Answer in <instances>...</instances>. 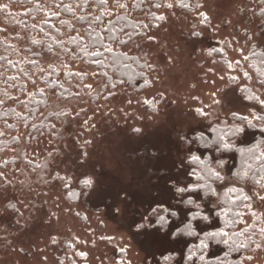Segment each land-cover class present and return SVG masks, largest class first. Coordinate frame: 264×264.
<instances>
[{
  "label": "rangeland",
  "instance_id": "rangeland-1",
  "mask_svg": "<svg viewBox=\"0 0 264 264\" xmlns=\"http://www.w3.org/2000/svg\"><path fill=\"white\" fill-rule=\"evenodd\" d=\"M137 1L0 0V39L32 64L20 79L24 89L13 90L5 106L31 118L24 106L42 95L46 105L32 125L54 115L31 135L22 123L0 120L1 140H14L0 153V264H179L171 256L185 243L173 230L190 211L214 207L220 191L236 185L226 163L214 197L176 192L193 185L186 161L194 151L201 155L196 133L241 119L247 129L253 114L260 117L255 127L263 122L264 108L241 90L264 101V77H255L249 60L252 50L264 52V0H188L187 11L178 9L180 0H162L156 28L109 47L145 62L147 87L113 89L69 50L67 39H86L77 20L83 15L102 14L103 23L123 14L148 22L153 0H141L138 13ZM43 23L62 48L31 44L45 38ZM66 80L77 84L67 99L48 87ZM243 189L248 203L237 229L253 243L241 264H264V189ZM170 210L178 218L165 232L155 228Z\"/></svg>",
  "mask_w": 264,
  "mask_h": 264
},
{
  "label": "trees",
  "instance_id": "trees-1",
  "mask_svg": "<svg viewBox=\"0 0 264 264\" xmlns=\"http://www.w3.org/2000/svg\"><path fill=\"white\" fill-rule=\"evenodd\" d=\"M7 1L12 5H26L30 2V0ZM161 2L162 0H153L151 11L149 7H145L144 10L150 11L147 15L148 22L134 20L123 14L108 23H103L102 14L97 16L83 15L81 19L77 20L80 26H85L84 36L86 39H67L69 50H76L75 56L84 61L85 64L97 69L100 78L105 79L106 84L111 88L115 89L118 86L126 85L136 92L144 90L147 87L145 62L137 56L109 51V47L111 44L125 43L131 39H136L149 29L156 28V25L160 23V19L155 11L159 9ZM187 3L188 0L178 1V9L187 11ZM141 4V0L134 4V12L142 11ZM84 6L86 8L85 4ZM47 31L55 32L49 23H43L40 32L45 38L40 39L38 43L31 41V44L39 46L44 42L47 50L62 48L64 46V43L61 42L62 39H56L48 35L45 33ZM59 34L56 32V35ZM79 46H81V49ZM252 52L249 60L255 77L261 81L264 77V52L256 49ZM16 57L15 48L0 39V120L3 122L12 120L18 125L22 123L31 135L38 128L43 129L47 126L48 115L50 117H54V115L50 113L46 119L32 125L31 118L36 117L38 107L46 105L45 98L42 95L24 106L26 112L32 114L31 118L28 115L19 114L15 108H6L5 105L13 100L11 92L15 89L21 92L24 89L20 79L26 77L27 68L32 66L27 59L19 60ZM47 83L49 89H56L58 97L63 99L71 97L72 88L77 86V84H69L68 82L65 86ZM241 93L249 102L258 101L256 95L248 88H243ZM241 120L238 121L239 124L233 126L215 125L207 131L199 132L198 136L194 135L201 158L204 157L205 151L209 150L208 147H211L212 165L215 166L217 163L215 156H222L229 164L228 177L236 185H229L222 189L214 207H200L190 211L183 222L173 230V238L185 243L180 254L175 253L171 256L179 264H241L243 253L249 250L251 243H253L252 240L243 237L242 231L238 230L237 226L241 218V212L248 203L243 185H257V181L264 177V170H262L264 160L260 159L261 155L264 154V118H261L263 122L258 127L252 124L247 129L240 125ZM1 138L0 136V153L14 144L12 139L2 141ZM225 142L230 145L228 150L221 148V145ZM250 164H254L255 167L249 170L248 165ZM188 166L190 171H200L203 177V179L195 180L194 177L190 176L195 187V190L191 192L199 193L206 199L214 197L213 189L216 190L221 182L207 175L196 165L188 164ZM245 172H247V175H245ZM185 202L187 203V201ZM187 204L189 205V203ZM193 204L194 201L191 205ZM177 218V211H166L163 216L156 219L154 227L165 232L171 222ZM189 231L195 234L188 235Z\"/></svg>",
  "mask_w": 264,
  "mask_h": 264
},
{
  "label": "clouds",
  "instance_id": "clouds-1",
  "mask_svg": "<svg viewBox=\"0 0 264 264\" xmlns=\"http://www.w3.org/2000/svg\"><path fill=\"white\" fill-rule=\"evenodd\" d=\"M256 119L255 114H253V118L249 119L247 123L249 125H252L253 120ZM196 136L199 135V133L195 134ZM182 139H185V137H182ZM190 145V144H189ZM221 148L223 150H228L230 148V145L228 143H223L221 145ZM208 151H205L204 157L201 158L199 154H197L195 151L188 155L187 163L190 165H196L199 169L203 170L207 175L211 176L212 178L218 179L221 183L224 182L226 179V176L221 171L224 168V165L227 163L226 160H220L216 163L215 166L212 165V155H211V147H208ZM260 159L264 160V154L261 155ZM255 167L254 164L248 165V169H253ZM220 169V170H218ZM262 170H264V167H262ZM190 176L194 177L195 180L203 179V177L200 174V171L193 170L189 173ZM245 175H247V172H245ZM257 183L260 185V188L264 189V177H262L261 180L257 181ZM195 187L193 185H189L188 188L184 187H178L176 188L177 194L184 193L186 191H194ZM234 190V189H232ZM215 189H213V195H215ZM260 199H264V196H261ZM187 203L192 204V200L189 199ZM195 207H198V205H194ZM247 259L252 260L253 257L249 256Z\"/></svg>",
  "mask_w": 264,
  "mask_h": 264
},
{
  "label": "snow or ice",
  "instance_id": "snow-or-ice-1",
  "mask_svg": "<svg viewBox=\"0 0 264 264\" xmlns=\"http://www.w3.org/2000/svg\"><path fill=\"white\" fill-rule=\"evenodd\" d=\"M169 7H171V5H169ZM109 51H111V49H109ZM258 103H260L261 108H264V101L258 100ZM256 119H260V117L257 116ZM83 184L85 186H90L92 184V181L90 179H84ZM188 227L190 228L191 226L189 225ZM194 234L195 233L192 231L188 232V235H194Z\"/></svg>",
  "mask_w": 264,
  "mask_h": 264
}]
</instances>
